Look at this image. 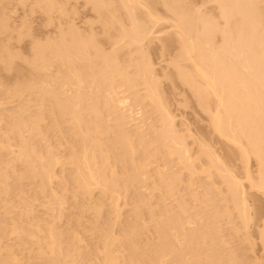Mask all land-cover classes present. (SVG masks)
Here are the masks:
<instances>
[{"label": "bare ground", "instance_id": "1", "mask_svg": "<svg viewBox=\"0 0 264 264\" xmlns=\"http://www.w3.org/2000/svg\"><path fill=\"white\" fill-rule=\"evenodd\" d=\"M1 1L0 3L4 2ZM16 1L25 5L33 0L28 2L14 0V3ZM52 1L53 4L51 2L50 4L49 0H35L37 5L33 3L34 1L30 5H33L31 8L36 9H29V4L27 9L30 13H34L40 6L41 9H46L42 10L43 12L47 9L53 10L51 15L54 10L56 12L54 15L62 13L60 10L57 12L59 3ZM85 1L99 8L98 10L103 9L102 12L100 11L102 14L98 11L100 17L104 16L103 12L111 6L110 2L104 3L102 0ZM118 1L125 7L124 12L128 17L129 26L127 27L126 23V28L121 30L122 26L119 23L122 24L123 19L117 20L116 12L114 13L117 10L115 6L105 12L107 18H101L104 22L101 21L104 25L102 28L105 29L109 27L107 24L110 22L106 19L114 18L112 14L116 16L114 19L117 23L119 22L117 28L121 32L116 34L114 43L110 42L114 44L112 48L115 47L117 52H119L117 48L122 46L123 49L129 45L137 46L142 39L152 34L151 28L162 19L159 17L156 21L158 15L156 17L153 15L156 13L153 4L156 6L157 1L158 4L163 2V8L169 9L167 14L172 13L171 21L174 18L173 24L170 21V26L174 27L170 39L175 40V43L178 42L176 45L179 49V51L175 50L177 55L174 54L172 59L175 61V56H178L177 60L181 59L179 62L182 60L186 62L176 64L177 60L173 62L171 58L169 59L174 63L170 65L174 68L172 76L177 78L175 83L188 88L186 91L192 93L189 92L196 100L193 101L197 102L201 107L198 106L199 110L201 109L200 111H203L202 113L207 117L205 118L206 121L208 120L207 126L209 124L210 132L215 134L211 135L218 136V141L220 139L223 141L224 145L220 141L221 147L228 146L223 148L224 153L228 150L232 155L230 157L227 156L229 153L225 154V159L227 156L230 160L232 158L240 160L239 164L243 166L241 171L245 173L242 178L248 182L246 188H249V191L250 189L256 191L255 194L259 192L264 195V0H211L217 6L215 13L219 16V20L217 19L219 22L216 23L221 22V26L214 23L215 25L211 27L208 24L205 27L203 22H209L206 20L208 15L201 14L199 8L186 7L189 12L190 9L194 10V13L200 10L195 15L192 10L190 13L184 10L185 3L176 9L175 5L179 0H173V4L169 3L171 0H167L168 2L150 0L153 3L151 7V10L154 9L153 14L149 11L146 0L145 3L142 0ZM150 1L147 3H151ZM101 2L102 5L109 4V6H102ZM24 5L22 4L21 7L24 8ZM51 5L56 8L50 9ZM139 8L146 10L141 14L136 13ZM49 10L45 14L39 11L38 14L46 17L50 13ZM111 10H113L112 14ZM138 14L145 18L140 16L141 19H138ZM47 17L51 19L50 15ZM215 19L213 18V22L216 21ZM4 20L7 22L6 18ZM113 20L114 23L110 28L112 25H117ZM119 20H122V23ZM21 22L19 28L30 25L28 22ZM23 22L26 25L25 23L23 25ZM52 22L43 21L42 24L46 23L48 27L52 26ZM196 22L200 26H196ZM58 23H61V20ZM66 24L70 22L67 21ZM190 24L193 27H190ZM72 25L71 27L74 26ZM42 26L45 27V24ZM74 27L71 28L72 31L69 30L71 35L67 32L68 27H65L67 37L63 26V31L59 29L61 33L57 30L59 26L55 27L54 31H58L61 38L58 36L56 38V33L53 38L47 34L43 39L50 38L51 42L45 40L48 41L46 43L35 42L40 37L38 34V36L33 35L36 36L34 39L37 38L33 41L30 31L26 33L30 26L29 29L20 28L19 40H23L21 37L25 38V34L27 37L30 35L29 38L32 37L33 44H29L32 48L28 45L27 49L31 55L28 54L27 57L24 54L28 61L21 57L23 55L19 56L21 53L19 50L17 54L13 51L18 55L17 57L9 50L11 46L8 51L11 53L10 59L13 56L25 61L21 63L27 65L23 67L24 70L25 67L27 68L30 75L24 79H21L17 70L19 68L16 69L17 65H14L15 62H20L19 58L15 61L16 59L13 60L12 57L13 62L10 61L7 59L9 56L6 55L9 53L5 52L6 54L3 55L1 53L7 46L3 44V50L0 47V55L4 57V59L0 58L3 59L0 62L2 64L6 62L7 65L9 61L11 67L8 70L13 72L10 69L12 66L13 70H17L12 73V77L7 74L8 81L10 77L21 79L18 80L19 83L17 79H12L13 83L9 82L14 84L16 81L14 87L9 84L1 88L7 90L8 86H12L10 92L9 88L8 92L5 91L3 94H10L8 99L15 98L16 102L7 100L10 101L9 106L12 103L14 105L8 107L9 109L12 107L13 110L11 109V112L8 110L9 113L6 111L5 114L2 111H5L4 107L8 105L2 108L1 104L7 101L2 100L1 97L4 95L0 97L2 100V103L0 102V264H242L243 258L241 261L239 259L241 256H238L240 253L237 255L234 250L236 248L228 245L226 234L222 233L224 228L219 224L220 216L223 215L231 223L228 222L231 225L229 229L237 226L236 223L231 222L235 217H229L233 209L238 210L236 215L242 222L238 226L242 229H248L253 218L252 213V216L247 213L250 210L246 207L248 196H244L249 191L246 192L244 187H241L243 183H240L241 179L237 180V174L235 176L232 174L236 173L234 168L231 172L232 164L227 165L226 160L222 161L224 157L220 159L222 164L217 158L220 155L211 153L214 152L212 148L209 149L210 146L208 147V144L200 139L204 143L202 145L197 141V149L201 147L200 153L203 151L207 153L204 154L208 159L205 156H202V159L205 158L208 165L205 163L206 160L203 161L204 165L199 164L200 161L202 162L200 160L198 167L183 133L178 132V128L176 129L174 125V118L166 106L168 102L166 104L165 99L159 94L161 93L159 90L161 87L158 86L160 84L157 83L159 78L152 76L153 69L149 67L150 65L148 66L145 61H140L142 65L135 62L134 65L131 64L133 65L131 68L134 67L132 70L127 66H130V63L123 60L124 54L126 56L127 53L122 52V49H119L122 52H119L120 55L123 54L122 57L117 56L118 53L116 54L114 49L113 54L110 55L108 52L111 48H106L107 51L103 48L106 52L104 54L99 49L101 47L95 45L100 39L96 40L95 36L92 37L94 35L92 33L91 36L90 34L86 36V39L89 37L87 39H90L89 42L84 39L85 36L82 40L81 36L84 33L80 34ZM3 29L5 30V27ZM17 29L15 31L18 34ZM193 29H197L194 30L195 33ZM10 31L12 32L11 29ZM23 31H26L25 34ZM105 31L109 33L110 29ZM62 32L65 36H62ZM171 34L168 33L170 36ZM215 35L220 38V43L216 42L219 43L218 45L214 44V40H217ZM7 36L9 38L10 36H5L8 41ZM106 36L111 35L109 33ZM54 38L58 41L54 42ZM112 38L109 37L107 40ZM152 38L154 39L153 36ZM45 41L41 40V42ZM99 45L103 46V43ZM29 48L32 49L31 53ZM136 48L134 47L133 50L136 51L138 49ZM117 57L122 58L120 61L125 63H120ZM187 63L189 65L184 68ZM138 64L143 71L139 70ZM124 65L132 71L127 70ZM3 68L1 71L6 70H2ZM146 68H150L151 71ZM8 70L7 73L10 72ZM24 70L21 71L22 77H24L23 72H26ZM136 70L140 73L144 72L143 76L142 73L141 76L140 73L137 74ZM6 71L0 73L5 75ZM168 73H164L165 75L162 73V77L165 76L166 80L172 81ZM172 83L169 82V85ZM2 84L0 83V87ZM26 94L30 96L25 98ZM32 99L33 103L30 102ZM144 100H147V103L146 101L144 103ZM44 109L47 111L44 112L46 115L43 114ZM151 111L154 115H151ZM155 112L159 113V116H155ZM45 125L48 132L52 129L51 131L57 133L58 138L50 131L54 140L53 136L46 132L47 129L45 131L43 128ZM36 141L37 144L41 143L42 150L37 149ZM249 158L254 159L256 163L254 172L252 170L253 175L247 165ZM226 167H230V171ZM239 167L242 168L241 165ZM179 168L187 172L184 179L181 178L183 174L180 176ZM197 168H200V172ZM201 172L209 181L203 178L204 174L201 175ZM197 173L208 182L211 176L213 178L215 173L218 174L219 178L216 177L221 181L222 186L225 185V189L224 187L221 189L216 184L217 187L215 185L217 181L212 179L210 184L203 179L198 183ZM216 177L215 180H218ZM262 195L260 197L264 201ZM68 200H71L70 203ZM229 202H233L230 204L234 208L224 207ZM73 204H76L75 207L78 205L80 210L75 209ZM103 204L109 207L107 212L110 214L107 220L101 221L100 225L98 221L102 220L99 218L103 216L101 214ZM67 206L68 209L74 207L73 212L79 213L75 214L76 221H67L68 226L63 231L60 230L62 228H59L58 223L67 214L65 210ZM123 207L128 208L127 216H122ZM228 208L232 209L228 210ZM85 211L97 217L96 224L86 225L85 219L84 222L82 221V217L86 216L83 215ZM226 213L229 216H225ZM261 216L253 228V233L255 230L254 235L259 240L256 246L261 251L259 261L257 263L255 261V264H264V215ZM68 217L71 218L66 215V218ZM246 229L244 233V230L241 231V234L251 236L250 231ZM243 234L241 237L244 236ZM246 235L244 238L248 237ZM85 236H88L89 240L85 239Z\"/></svg>", "mask_w": 264, "mask_h": 264}, {"label": "rangeland", "instance_id": "2", "mask_svg": "<svg viewBox=\"0 0 264 264\" xmlns=\"http://www.w3.org/2000/svg\"><path fill=\"white\" fill-rule=\"evenodd\" d=\"M1 1V0H0ZM2 1H4V2H2ZM1 2L2 3H0V17H1V19H0V23H2L3 25H1L0 24V47H2L1 49L3 50V44L4 45H6L7 47H4V52H2L1 51V53H2V55L3 54H6V53H9V54H6L7 55V59H10V52L8 51V49H9V47L11 46L12 47V49H11V47H10V51H14L16 54L17 53H19V51L22 53V51H25L24 53H19V56L20 55H23V56H21L22 58L24 57V58H26V60L28 61V59H27V55L29 54L28 53V51H27V49H28V47L29 46H31V45H29L30 43H32V37H33V35L35 34V35H39L40 37H38V39L39 38H41L40 40H38L37 38V40L36 39H34L36 36H34L33 37V41L34 40H36L35 42H38V41H40V43H46V42H48V41H50L49 39L50 38H53V36H55V34L54 33H56L57 35L55 36L56 38H58L59 37V35H60V30L61 31H63L62 30V26L64 27L63 29H64V33L66 34V31L67 30H65V27L67 28L68 27V31L67 32H69L68 34H70L71 35V31L73 30V29H71V28H73L74 26L77 28H75L76 29V31L78 30L79 31V33L81 34L82 32L84 33V34H82V36H81V39L82 40H84V39H86V36H88V34H90L89 36H91V34L93 33L94 35L92 36V37H96V40H99L100 39V41H99V43H103V46L102 45H99V43H97L96 41V46H100L101 48H99L102 52H104V54L106 53L105 51H107V49H110V51L108 52V53H110V55H112L113 54V52H114V50H116L115 49V47H113L112 48V45H114V44H110V42L112 43H114V38L116 37V34H118L119 32H121V30L122 29H124V28H126L125 26H126V23H127V27L129 26V20H128V22H127V16L125 15L126 13L124 12V10H125V7H123V3H120L119 4V1L118 0H102V1H104V3H106V2H110L109 4L111 5L109 8L110 9H112L113 8V6H115L116 7V11H114V13L117 15V17L114 15V14H112L113 12V10H111V12L110 11H108L107 13L109 14V12L114 16V18L116 17L117 18V20H118V18H120V19H123V23H122V20L120 21L122 24H120L119 22V25H121L122 27H121V30H120V28H119V30L120 31H118V28H117V26H118V23H117V21L114 19V18H112V20L113 21H115L116 23H117V25H112V28H110V25L111 24H113L114 22H112V20H110V19H106L107 20V22L108 21H110V22H108V26L109 27H107L106 29L105 28H102V25H103V20H101V18L102 17H105V12L109 9L108 7V9L107 10H105V12H103L104 14V16H101L100 17V15L102 14L101 12H102V10H101V8H100V10H98L99 8H97V7H95L94 5H91L90 3L88 4V1H85V0H55V2L57 1V3H59V4H57V8H58V10H57V12L60 10V12L62 11V13H57V14H60V15H63V16H60V15H58V16H60L59 18H60V20H61V23H58L60 20H57V19H59V18H57L58 16H57V14H55L54 15V13H56L55 12V10H54V13L51 15V11L53 12V10H49V9H47V11L49 10V12L50 13H48V15H50V18H51V16H53L50 20L51 21H53L52 22V26H48V27H46L47 26V24L46 23H44L45 24V27H43L42 25H44V24H42V22L44 21H46V22H51L50 20H49V17H47L48 18V20H46V17H44V16H42L41 14H38V12L39 11H41V13L43 12L42 10H46V9H44L43 8V6L41 5V7L43 8V9H41L40 8V6H39V8H37L38 9V11L37 10H35L34 11V13L33 12H31L30 13V10L29 9H33V7L31 8V6H33V5H30L33 1V3H35V0H31L32 2H30L29 1V3H27L28 2V0H27V2L26 1H24V2H26L27 4H25L24 5V3H22L21 2V4H18L19 2H15L14 3V0H2ZM19 1V0H18ZM52 1V0H51ZM50 0H49V3L51 2ZM143 2L145 1V0H142ZM148 1H150V0H146V4L149 6V11H151V14H153L154 12H153V10L155 9V12L157 13H154L153 15H155L154 17H156V15H158V17H157V19H156V21H158V19H159V17L161 18L162 17V19L160 20L159 19V22H156V25H154V28L152 27L151 28V32H152V30H153V32H152V34L151 35H149L147 38H145L144 40L142 39L141 40V42H139L140 44H137V46L136 45H134L133 47H132V45H131V47H130V45H129V47H124V49H123V46H122V48L120 47V48H117L118 49V51L120 52L121 50H119V49H122V52H124V53H127L126 54V56H125V54H124V58L125 59H123L125 62H127L128 61V63H130V66L129 65H127L129 68H131L133 65H134V63L136 62V63H141L142 61H145L147 64H148V66L150 67V68H152L153 70H152V73H153V75L152 76H154L155 75V77H157V78H159L158 79V81L159 82H157L155 79H157V78H155V79H153L154 81H156L158 84H160V85H158L159 87H161L159 90L161 91V93H159L160 95H162V97L161 98H164L165 99V101H164V99H162L166 104H167V102H168V104L166 105L167 106V109H168V112H170L171 113V116L174 118V125H175V127H176V129L178 130V132H180L182 135H184V138H185V142L187 143V145H188V147H189V149L191 150V152L193 153V156H195V163L198 165V163H199V161L200 160H202V162L200 161V163L199 164H203V161H205L206 159L205 158H207L206 156H205V154H207V153H205V151H203V152H201L200 153V151H199V149L201 148H199V149H197L198 148V142L197 141H200V139H202V141H204V142H206L207 144H208V147L210 146V148L209 149H211L212 148V150L214 151V152H211V153H214V154H216V155H218L219 157H217L218 159H219V161L222 163V161H224V160H226L225 161V163L226 162H228V164L227 165H231L232 164V168H231V172H233V170L236 172V173H232L234 176H235V174H237V176L239 177H237V180L239 181V179H241V182L240 183H243V185L241 186V184H240V186L241 187H244V189L246 190V192H248L249 190V188L247 189L246 188V185L248 186V184H246V183H248V182H246V180L245 179H243L244 177V175H243V173L244 172H242L241 170H243V166H242V164H239V159L238 158H232L231 160L230 159H228L227 158V156H230L231 157V155L232 154H230V152H228V150H226L227 151V153H229V155H227V153L225 152L224 153V149L223 148H227L228 146H224V147H221L222 145H224V143H223V141H221V139H220V141L223 143L222 145H221V143H220V141H218L219 139H218V136H213V135H215V134H213V133H211L210 131H211V129H210V127H209V124H208V126H207V123H208V120L206 121V119H207V117L206 116H204L205 115V113L203 114L200 110H199V108H201L199 105H197V102H194L193 100H195L194 99V97H193V95L191 96V94L189 93V92H187L188 91V88L185 86V85H180L179 83H175V78L176 77H174V75L172 76V74H174L173 72H172V70L174 69L173 68V66H171L170 65V63L173 61V56H174V54H175V50H177V51H179V49H177L178 48V46L176 45L177 43H175L173 40H172V38L170 39V37H172V34H171V32H172V30H174V29H172V28H174V27H172V26H170L171 25V23L173 24L174 23V18L172 19L173 21H171V18L173 17V16H171L170 17V14H172L171 12H169L170 14H167L168 13V11L167 10H169L168 8H166V7H164V8H166V9H164L163 8V6H162V4H163V2L161 3V4H158L156 1V3L155 4H157L156 6L151 2V3H147ZM167 1V0H166ZM172 1L173 0H171L169 3H172ZM176 1V0H175ZM178 1V0H177ZM8 2V3H7ZM52 2H54V1H52ZM51 2V3H52ZM89 2H91V1H89ZM94 2V1H93ZM164 2H165V0H164ZM168 2V1H167ZM174 2V1H173ZM211 2H213V1H211V0H179V3L181 4H176V5H179V6H176L175 4V7H176V9H177V7H182V5L184 4V10L186 9V7H188L187 9H189V8H192L193 9V7H194V9H196V7L197 8H199L202 12H204V13H202L200 10H197L198 12L200 11V13L201 14H206V15H208L207 16V18L208 19H206V18H204V16H202L204 19H206V20H208L209 22H207V23H205L206 21H204L203 23H204V25H205V27H206V25L208 24V26H214L215 24L216 25H220L221 26V22L220 23H216V22H219L218 20H219V16H218V14L217 13H215L216 12V5H214L215 3L213 2V3H211ZM4 3V4H3ZM7 3V4H6ZM32 3V4H33ZM50 3V4H51ZM92 3V2H91ZM145 3V2H144ZM160 3V2H159ZM168 3V4H169ZM183 3V4H182ZM6 4V5H5ZM24 5V8L23 7H21V5ZM30 6H29V5ZM36 4V3H35ZM53 4V3H52ZM56 3H54V6H56L55 5ZM92 4H95V3H92ZM109 4H103L102 5V2H101V4L100 5H102V6H104V5H108L109 6ZM152 4H153V10H151V7H152ZM173 4V3H172ZM187 4V5H186ZM3 6V8H2V6ZM20 5V6H19ZM37 5V4H36ZM93 7H91V6ZM19 6V7H18ZM27 6H29V9H27L28 7ZM37 6V7H38ZM155 6V7H154ZM52 5L50 6V9H52ZM106 7V6H105ZM105 7H104V9H105ZM114 7V8H115ZM171 7H172V5H171ZM22 8V9H21ZM47 8V7H46ZM49 8V7H48ZM54 9L56 8V7H53ZM34 9H36V8H34ZM33 9V10H34ZM97 9V10H96ZM178 9H180V8H178ZM182 9V8H181ZM186 9V10H187ZM192 9H190V12H191V10ZM4 10V11H3ZM27 10V11H26ZM29 10V11H28ZM64 10V11H63ZM144 10H146V8H139V9H137V12H136V10H135V12L136 13H140L141 14V12L142 11H144ZM185 10V11H186ZM3 11V12H2ZM32 11V10H31ZM47 11H44L43 13L45 14ZM98 11L101 13L100 15H98ZM126 11V10H125ZM181 11V10H180ZM180 11H179V13H180ZM194 10H192V12H193ZM197 11L194 13V15L195 14H198L197 13ZM64 12V13H63ZM153 12V13H152ZM186 12H188V13H190L189 12V10H187ZM3 13H4V17H3ZM29 13V14H28ZM106 13V14H107ZM188 13H185L186 15L188 14ZM111 14H109L110 16H111ZM140 14H138L137 15V17H138V19H141V17L143 18V15L141 16ZM182 14L184 15V13H183V11H182ZM42 17H41V16ZM185 15V16H186ZM189 15V14H188ZM206 15H205V17H206ZM56 16V17H55ZM107 16V15H106ZM110 16H108L109 18H110ZM125 16V17H124ZM141 16V17H140ZM209 16H210V18H209ZM217 16V18L215 19V17ZM187 18H188V16H186ZM189 17H191V16H189ZM212 17V18H211ZM3 18V19H2ZM4 18H6L7 19V22L4 20ZM43 18H44V20H43ZM105 18H107V17H105ZM105 18H104V20H105ZM145 18V17H144ZM143 18V19H144ZM213 18L216 20V21H214L213 22ZM67 19V20H66ZM142 19V20H143ZM146 19H147V17H146ZM145 19V20H146ZM203 19V20H204ZM211 19V20H210ZM218 19V20H217ZM4 20V22H2ZM56 20H57V22H56ZM63 20V21H62ZM70 20V21H69ZM106 20H105V22H106ZM145 20H143V21H145ZM202 20V21H203ZM220 20H221V18H220ZM21 21H25V22H28L29 24V26H30V29L27 27V26H24V27H20V28H28L29 30L26 32V31H23V33L24 32H26V33H28L29 31H30V33L32 34L31 36V38H29L30 37V35H29V37H27V34H25V38L24 37H21V38H23V40L21 41V40H19L18 39V37L20 38V36H19V34H20V31L19 30H21L20 28H19V24H20V22ZM67 21L68 22H70V24H66L67 23ZM101 21L103 22V23H101ZM170 21H171V23H170ZM222 21V20H221ZM25 22H23V25H24V23ZM106 22V23H107ZM124 22H125V24H124ZM211 22H213V23H211ZM7 23V24H6ZM56 23H58V25H55ZM129 23V24H128ZM170 23V24H169ZM198 22H196V24H197ZM215 23V24H214ZM9 24V25H8ZM21 24H22V22H21ZM51 24V23H50ZM74 26H73V25ZM193 26H194V28H195V23L193 22ZM214 24V25H213ZM23 25H21V26H23ZM25 25H26V23H25ZM49 25V24H48ZM61 25V26H60ZM71 27V25L73 26V27H69V26ZM106 24H105V26H107ZM6 26H8V27H6ZM42 26V27H41ZM58 27L59 26V28L57 29V30H59V32L57 31H54L56 28L55 27ZM104 26V25H103ZM192 26V24H190V27H193ZM196 26H200L199 24H197ZM207 26V27H208ZM5 27V30L3 29ZM11 27V28H10ZM12 27H13V29H12ZM120 27V26H119ZM131 27V26H130ZM129 27V28H130ZM170 27H171V29H170ZM210 27H208V28H210ZM216 27V26H215ZM8 28V29H7ZM12 30V32L10 31V29ZM17 28H19V29H17ZM26 28V29H27ZM197 28V27H196ZM199 28V27H198ZM3 29V31H1ZM17 29V31H19V33L17 34L16 33V30ZM25 29V30H26ZM71 29V31H69ZM108 29V31H109V29H110V31H109V33H110V35L111 36H109L110 37V39H111V37H113L112 38V40H107V39H109V37H105V35L106 34H109V33H107L105 30H107ZM192 29V28H191ZM194 30L195 29H193V33H195L194 32ZM197 30V29H196ZM195 30V31H196ZM9 31H10V33L12 34H10L9 33ZM15 31V32H14ZM36 33H35V32ZM42 33H41V32ZM48 31V32H47ZM103 31H104V33H103ZM154 31H155V33H154ZM15 34H14V33ZM33 32V33H32ZM53 32V33H52ZM170 32V34H171V36L170 35H168V33ZM191 32H192V30H191ZM2 33V34H1ZM7 33V34H6ZM22 32H21V34L24 36V34H23ZM51 33V34H50ZM78 33V34H79ZM51 35V37L49 38V39H46V38H44L43 39V37H44V35ZM54 34V35H53ZM65 34H63V32H62V36H65ZM86 34V35H85ZM6 35H9L10 36V38L8 37V41H7V38L5 37ZM15 35H17V37L15 36ZM37 35V36H38ZM112 35H114V36H112ZM4 36V37H3ZM58 36V37H57ZM69 36V35H68ZM85 36V38L83 39L82 37H84ZM152 36L154 37V39L152 38ZM215 36H216V39L217 40H214L215 39ZM214 36V38H213V40H214V44L216 43V42H219L220 43V38L218 37L217 38V36L218 35H215ZM17 39H16V38ZM46 37V36H45ZM66 37H67V34H66ZM80 37V36H79ZM91 37V38H92ZM94 37V38H95ZM105 37V38H104ZM14 38V39H13ZM56 38H54V40H52V41H54V42H57L58 41V39L56 40ZM59 38H61V37H59ZM89 37H87V39H88ZM98 38V39H97ZM86 39V40H87ZM93 39V38H92ZM152 39V40H151ZM167 39H170V41H168ZM3 40V41H2ZM4 40H6V41H4ZM21 41L20 43H18L19 41ZM31 40V42H29L28 43V41H30ZM41 40L43 41H45V40H48V41H45V42H41ZM90 40V39H89ZM89 40H87V42H89ZM95 40V39H94ZM116 40V39H115ZM151 40V41H150ZM11 41V42H10ZM148 41H150V42H148ZM5 42H6V44H5ZM10 42V43H9ZM51 42V41H50ZM94 42V43H95ZM167 42H169V43H167ZM175 43V45H173V43ZM7 43H9V44H7ZM91 43H93V42H91ZM218 43V44H219ZM33 44V43H32ZM98 44V45H97ZM167 44V45H166ZM180 44V43H179ZM217 43L215 44V45H218ZM29 45V46H28ZM139 46H141V47H139ZM134 47H137L136 49V51H134L135 49H134ZM7 48V49H6ZM31 48H32V46H31ZM31 48H29L30 50H29V52L31 53ZM103 48L105 49V51H103ZM107 48V49H106ZM132 48V50H130V51H132L133 53H130V51H129V49H131ZM180 48V47H179ZM0 49V50H1ZM114 49V50H113ZM125 49H128V50H125ZM134 49V50H133ZM19 50V51H18ZM123 50H125V51H123ZM111 51H112V53H111ZM127 51V52H126ZM6 52V53H5ZM13 52V53H14ZM27 52V53H26ZM117 52V50H116V54H117V56H120V57H122L123 56V54H121L120 55V53H122V52ZM14 53V54H15ZM107 53V54H108ZM13 54V55H14ZM15 54V55H16ZM24 54H25V56H27V57H25L24 56ZM5 55V56H6ZM14 55V56H15ZM29 55H31V54H29ZM109 55V54H108ZM175 55H177V54H175ZM18 55H16L15 57H17ZM3 58L4 59V57L3 56H1L0 55V58ZM12 57L13 56H11V59H12ZM15 57H13L14 59L13 60H15L16 58ZM120 57H117L118 58V60L120 61L122 58H120ZM19 58V57H18ZM17 58V59H18ZM22 58H19L18 60H20V62L19 61H17V59L15 60V61H17V62H15L14 63V65L16 66H14L16 69L17 68H19V69H17L18 70V72H19V74H20V76H21V79H24L25 77H28V75H30L29 74V71L27 70V65H26V67H25V69L26 70H24V67L23 66H25V65H23V63L25 62V61H23L22 60ZM31 58V57H30ZM171 58V59H170ZM177 58H179L178 56H175V61L177 60ZM3 59H1V60H3ZM7 59H6V61H7ZM10 59V61H12L13 62V60H11ZM130 59V60H129ZM169 59L170 60H172V61H169ZM0 60V61H1ZM22 60V61H21ZM30 60V59H29ZM179 60H181V59H179ZM179 60H177V62H175V61H173V62H175L176 64L178 63H180V62H182V61H184V60H182V61H180L179 62ZM123 61V63L120 61V63H122V64H124L125 62ZM141 61V62H140ZM167 61H169V62H167ZM185 61H187V60H185ZM5 62V60L3 61V63ZM18 62H19V66H18ZM21 62H23V63H21ZM188 62V61H187ZM6 63V62H5ZM2 64V62H0V65H1V67H0V72H5L6 70H8L9 69V67H11V63H9V61H7V65L6 64ZM9 63V64H8ZM146 63H144V64H146ZM167 63H169V64H167ZM182 63H186V62H182ZM189 63V62H188ZM186 64V66H184V64H182L183 66H184V68L186 67L187 68V65H189V64ZM127 64V63H126ZM125 64V65H126ZM131 64H133L132 66H131ZM146 64V65H147ZM172 65L174 64V63H171ZM181 64V63H180ZM3 65H6V66H8V65H10V66H8L7 68H3V67H6V66H3ZM12 65H13V63H12ZM22 65V66H21ZM124 65V67L125 68H127L126 66ZM141 65H142V63H141ZM166 65H167V67H166ZM3 66V67H2ZM148 66H146V67H148ZM170 66V67H169ZM138 67L140 68L141 66H140V64H138ZM137 67V68H138ZM143 67V66H142ZM167 69H166V68ZM172 67V68H171ZM1 68H3L2 70H4V69H6L5 71H1ZM129 68H127V70H129ZM147 69V70H150L151 71V69ZM188 68H189V66H188ZM13 72L16 70H13V66H12V68H10ZM26 71V72H23V76L24 77H22V75H21V71ZM132 70L134 69V67L133 68H131ZM129 70V71H132V70ZM144 69V71H146L145 70V68H143ZM190 69V68H189ZM16 70V71H17ZM139 70H142V68H140ZM10 70H8V72H9ZM15 71V72H16ZM138 70H136V72H137ZM143 71V70H142ZM11 72V71H10ZM7 73V71H6V73H5V75L3 74V73H0V83L2 84V81H3V84L1 85V87H0V89L1 88H3L4 87V85L6 86V85H9L10 83L9 82H12L13 80H16V79H14V78H12L11 79V75H12V73L13 72H11V73ZM17 72V73H18ZM28 72V73H27ZM169 72V73H168ZM134 73V72H133ZM132 73V74H133ZM140 72L138 71L137 72V74H139ZM142 73V72H141ZM141 73L139 74L140 76H141ZM144 73V72H143ZM143 73H142V76H143ZM162 73H163V75H165L164 73H168V76L170 77V75H171V79H172V81H169V80H166L167 78L165 77H162ZM9 76H11L10 77V80L8 81V75ZM19 74H17V76L16 77H18V75ZM131 74V75H132ZM26 75V76H25ZM134 75H135V73H134ZM13 76H15V74L13 75ZM20 76H19V78H20ZM5 77V78H4ZM139 77V76H138ZM168 77V78H169ZM141 78V77H140ZM145 78H146V76H145ZM5 79H7V80H5ZM21 79H17V83H19V81L18 80H21ZM170 79V78H169ZM146 80H147V78H146ZM176 80H177V78H176ZM7 81V82H6ZM22 81H24V80H22ZM21 81V82H22ZM170 83H172L173 81V83L172 84H170V85H172V86H170L169 85V82ZM177 82H179V81H177ZM6 83V84H5ZM13 83V82H12ZM11 83V84H12ZM154 83V82H153ZM10 84V85H11ZM15 84H16V81H14V84H12V86L14 85L15 86ZM11 86V87H12ZM13 86V87H14ZM157 86V87H158ZM183 86H185V87H183ZM11 87L10 86H8V88H7V90H0L1 92H0V97L2 96V95H4V96H2L1 98H2V100H4V102L5 101H7V100H10V98L11 97H9V99H8V96H10V94L8 95L7 93H5V94H3L5 91L6 92H8V90H9V88H10V90H9V92L11 91ZM172 87H173V89H172ZM158 89V88H157ZM158 90V91H159ZM187 90V91H186ZM159 91V92H160ZM165 94V95H164ZM190 94V95H189ZM27 95V94H26ZM25 95V98L27 97H29L28 95L26 96ZM192 97H193V99H192ZM0 98V99H1ZM2 100H0V102L2 103ZM168 100V101H167ZM10 101H13L14 103L16 102L15 101V98L13 99V100H10ZM9 101V102H10ZM145 101H146V103H147V100H144V103H145ZM196 101V100H195ZM9 102L7 101L5 104L4 103H2V104H4V105H2L1 104V106H2V108H3V106H6V105H8V106H6L7 108L9 107L10 108V106H12V104L14 105V103H10L11 105L9 106ZM30 102H32L33 103V99H32V101H30ZM35 103H37L36 101H34ZM34 103V104H35ZM196 103V104H195ZM33 105V104H32ZM34 106V105H33ZM33 106H31V108L32 109H34L33 108ZM198 106H199V108H198ZM6 107H4L5 108V111H2V112H5V114H6V111H7V113H9L8 112V110L11 112V109L13 110V106L11 107V109H7ZM4 110V109H3ZM154 110V109H153ZM46 111V109H44L43 110V114H45L46 115V113H44ZM1 112V113H2ZM47 112V111H46ZM4 114V113H3ZM154 115V113L151 111V115ZM159 113H157V112H155V116L156 115H158ZM1 115V114H0ZM159 116V115H158ZM157 116V117H158ZM48 118V117H47ZM206 118V119H205ZM48 120V119H47ZM46 120V121H47ZM49 121V120H48ZM47 121V122H48ZM46 122V123H47ZM50 123V122H49ZM3 125V124H2ZM46 127V125L43 127V128H45ZM46 129H47V131H46ZM51 128H49V130H50ZM52 130V129H51ZM50 130V131H51ZM45 131L46 132H48V128H45ZM49 131V132H50ZM204 131V132H203ZM48 132V133H49ZM52 132L53 131H51L50 133L52 134ZM210 132V133H209ZM47 133V137L49 138V134ZM200 135H199V134ZM50 134V136L52 137L54 134H55V132H53V135H51ZM211 134H213V135H211ZM55 136H56V138H58V135H57V133L55 134ZM47 138V139H48ZM53 139L55 140V138H54V136H53ZM50 140H51V138H50ZM50 140H48V141H50ZM54 140H51V142L53 141V143H54ZM37 142L38 141H36V144H37ZM57 142V141H56ZM201 142V141H200ZM199 142V144H200V146H201V143ZM203 142V143H204ZM53 143H52V145H53ZM203 143H202V145H203ZM35 144V145H36ZM41 144V143H40ZM40 144L38 143L37 144V149H41L42 150V145H41V148H40ZM54 145H56V143L54 144ZM226 145V144H225ZM39 146V147H38ZM205 146L207 147V145L205 144ZM204 146V147H205ZM207 147V148H208ZM208 149V150H209ZM201 151H202V149H200ZM207 150V149H206ZM212 150H209V151H212ZM197 151H199V153H197L196 154V152ZM222 151H223V153H222ZM205 153V154H204ZM161 154V153H160ZM201 154V155H200ZM225 154L227 155L226 156V159H225ZM163 155V154H162ZM162 155H158L159 157L160 156H162ZM198 155H199V157H198ZM223 155V156H222ZM201 156V157H200ZM202 156L204 157L205 156V158L204 159H202ZM234 156V155H233ZM222 157H224V159L222 160ZM208 159V158H207ZM222 161H221V160ZM227 159H228V161H227ZM236 160H238V162L236 161ZM254 159H252V158H249V163L247 164V162H246V164L249 166V168L248 169H250L251 168V170H249V171H251L250 173H252V170H253V172H254V169L256 168L255 166V164L256 163H254L255 161H253ZM208 163V161L206 160L205 161V163ZM204 163V164H205ZM206 163V164H207ZM224 163V164H225ZM153 164H155V163H153ZM203 164V165H204ZM223 164V163H222ZM239 164V165H238ZM208 165V164H207ZM226 164H225V166H227ZM233 165H235L234 167H233ZM241 165V167L242 168H240L239 166ZM237 166V167H236ZM198 167H200L199 165H198ZM205 167H206V165H205ZM231 167V166H230ZM230 167H226L228 170H229V168ZM234 168V169H233ZM178 169V168H177ZM180 169V168H179ZM198 169V168H197ZM233 169V170H232ZM239 169V170H238ZM200 170V168L198 169V172H200L199 171ZM179 171H181V174H180V176H181V178H183L185 175H187V172H185L186 170L185 169H180ZM230 171V170H229ZM183 172V173H182ZM180 173V172H179ZM202 173V172H201ZM198 175H199V173H197ZM204 173H202L201 175H203ZM245 174V173H244ZM198 175H196V176H198ZM201 175H199L198 176V178H199V182L197 181V177L195 176V179H196V181L198 182V183H200V181L202 182V179L203 178H206L205 177V174L203 175V178H202V176ZM218 175V174H217ZM216 175V173L213 175V178H212V176L210 177L211 179H212V181H217L216 183H215V185L217 184L221 189H223V187L225 186L224 184V186H222V183H221V181L218 179L219 177V175L217 176ZM252 175H253V173H252ZM218 179V180H215V177ZM186 177V176H185ZM208 177V176H207ZM243 177V178H242ZM209 178V179H210ZM184 179V178H183ZM187 179V178H186ZM201 179V180H200ZM211 179H210V182H208L209 180H208V178H206V180H208V181H206V180H204L203 179V181H206V182H208L209 184L211 183ZM194 180V177L192 178V181ZM195 182V181H194ZM197 182H195L196 184H197ZM219 182V183H218ZM213 183V182H212ZM214 185V184H213ZM216 185V186H217ZM215 186V187H216ZM217 186V187H218ZM224 189H225V187H224ZM242 190H243V188H242ZM245 190H243V191H245ZM248 190V191H247ZM225 191V190H224ZM253 191V192H252ZM252 192V193H251ZM255 192L256 191H254V190H251L250 189V191L248 192V193H245L244 194V196H248L247 197V201H246V199H245V201L248 203L247 205L248 206H246V207H249L250 208V210L247 212V213H249V215L250 216H252L251 215V213L253 214V218L251 219V221H250V223H249V228L248 229H246V228H244L243 226V228L244 229H242L241 228V226L239 227L238 225L240 224V223H242V222H240V218H239V216H237L236 215V213H238V210L237 209H233V210H231V213H229L231 216H229V215H227V213L225 214V216L227 215V216H229L230 218H232V216L233 217H235L233 220H231V222H234V224L236 223L237 224V226H235L233 223V226H235L236 227V230H234V228L232 229V228H230L229 229V227L231 226L230 224V222L229 221H227V218L226 217H224L223 215L222 216H220V221H219V224L220 225H222L221 227L222 228H224V230H223V234L226 236L225 238H227L226 240H227V243H229L228 245H230L231 246V248L233 247V248H236V249H234L235 250V252H237V255L240 257L239 259L241 260L242 258V264L244 263V261H245V263L244 264H252V263H254L255 264V261H256V263L259 261V255H260V253H261V251H259L258 250V247L256 246L257 245V243H258V241L259 240H257V238L255 237V235H254V233H255V230H254V233H253V228H255V225L257 224V221L258 220H260L261 219V215H264V204H262V203H264V201H262L261 200V195L262 194H260L259 192H257V194H255ZM259 193V194H258ZM247 194V195H246ZM255 194V195H254ZM184 195H186V194H184ZM262 196H264V195H262ZM71 201V200H70ZM70 201L68 200V203H70ZM245 202V203H246ZM232 204L233 202H229L228 204ZM261 204V206H258L259 204ZM228 204H226L224 207H230L231 206V204L230 205H228ZM257 204V205H256ZM75 205L76 204H73V206L75 207ZM105 204H103L102 206H103V210H101V211H103L101 214L103 215V216H100V218H99V220L102 218V220H100V222L98 221V223L101 225L102 223H101V221H103V220H107L108 219V217H109V215L108 214H110L109 212H107V210H109V209H107V208H109L107 205V207L106 206H104ZM71 206V205H70ZM78 206V205H77ZM75 207V209H79L78 207ZM255 206H256V209H255ZM68 207L69 206H67L66 207V215L67 216H70L71 218L69 219V217L68 218H66V215H65V217H62V221L60 222V220H59V228H62V229H60V230H65L66 228V226H68V222L71 220V221H76V220H74V218H76L75 217V214L76 215H78V211L77 210H75V211H77V213H75V212H73L74 210L72 209V208H74V207H71V208H69L68 209ZM128 208H129V206H127ZM127 207H123V209H122V212H123V214H122V216H127V213H128V208ZM231 207H233L234 208V206L232 205ZM259 209H258V208ZM105 208V209H104ZM249 208H247V209H249ZM230 209H232V208H230ZM229 208H228V210H230ZM258 209V210H257ZM80 210V209H79ZM237 210V211H236ZM105 211V212H104ZM73 212V213H72ZM69 213V214H68ZM105 213V214H104ZM107 213V214H106ZM124 213H126V214H124ZM71 214V215H70ZM72 214H73V216H72ZM89 214V215H88ZM82 214L80 213V216H81ZM85 216V217H82V216ZM83 215L81 216L83 219H82V221L85 219V222L84 223H86V225L87 224H89V223H93V224H96L97 223V220H95V218L97 219V217H95L92 213H86V211H85V214L83 213ZM105 215H107L106 217H105ZM235 215V216H234ZM80 216H78V217H80ZM92 217H94L93 219H92ZM105 217V218H104ZM219 218V217H218ZM260 218V219H259ZM69 219V220H68ZM79 219V218H78ZM92 221H91V220ZM219 220V219H218ZM68 221V222H67ZM70 221V222H71ZM230 224H229V223ZM108 223V222H107ZM109 223H110V221H109ZM108 223V224H109ZM67 224V225H66ZM98 224V225H99ZM258 224H260V222H258ZM229 225V226H228ZM232 226V227H233ZM58 228V229H59ZM97 228H101L100 226H97ZM115 229V228H114ZM113 229V230H114ZM240 229V230H239ZM245 229L246 230H249L250 231V235L251 236H249V234L248 235H246V234H243L244 232H245ZM63 230V231H64ZM233 230V231H232ZM244 230V231H243ZM241 231H243V235L245 236H248L247 238H244V236H242L241 237ZM249 233V232H248ZM241 234V235H240ZM88 239L89 237L88 236H85V239ZM242 238H244V239H242ZM89 240V239H88ZM254 242V243H253ZM229 246V247H230ZM237 250H239V251H237ZM242 252V253H241ZM244 252V253H243ZM243 255V256H242ZM245 257V258H244ZM249 258V259H248ZM246 259H248V261H246ZM258 259V260H257ZM250 260H252V261H250ZM248 262V263H247Z\"/></svg>", "mask_w": 264, "mask_h": 264}]
</instances>
